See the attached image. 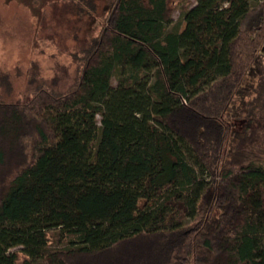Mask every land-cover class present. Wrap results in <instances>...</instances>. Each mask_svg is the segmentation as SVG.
<instances>
[{"label": "trees", "instance_id": "obj_1", "mask_svg": "<svg viewBox=\"0 0 264 264\" xmlns=\"http://www.w3.org/2000/svg\"><path fill=\"white\" fill-rule=\"evenodd\" d=\"M110 6L70 90L0 94V264H264V0Z\"/></svg>", "mask_w": 264, "mask_h": 264}, {"label": "rangeland", "instance_id": "obj_2", "mask_svg": "<svg viewBox=\"0 0 264 264\" xmlns=\"http://www.w3.org/2000/svg\"><path fill=\"white\" fill-rule=\"evenodd\" d=\"M67 1L0 0V78L9 88L0 86V94L5 101H26L38 85L56 93L72 88L79 50L98 33L114 0H92L93 10L80 14ZM171 19L169 29L183 28L178 9ZM249 149L253 160L264 165V131Z\"/></svg>", "mask_w": 264, "mask_h": 264}]
</instances>
